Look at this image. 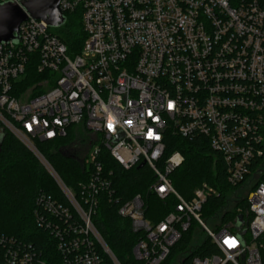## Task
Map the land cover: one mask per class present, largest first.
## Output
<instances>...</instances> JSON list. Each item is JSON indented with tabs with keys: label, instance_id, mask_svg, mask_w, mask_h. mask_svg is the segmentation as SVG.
<instances>
[{
	"label": "built area",
	"instance_id": "1",
	"mask_svg": "<svg viewBox=\"0 0 264 264\" xmlns=\"http://www.w3.org/2000/svg\"><path fill=\"white\" fill-rule=\"evenodd\" d=\"M19 0H0L4 2ZM80 11V51L66 45L44 20L27 14L18 39L0 42V125L23 143L53 178L61 196L40 193L34 211L55 251L43 258L0 236V264H121L93 223L101 203L112 206L135 236L130 264H162L190 233L179 264L208 240L217 253L190 264H262L264 237V0H60ZM28 64L38 82L18 87ZM83 128L88 172L77 190L67 187L36 141ZM169 136L201 137L220 156L230 186H240L224 209L245 199L244 220L212 228L201 209L213 188L202 183L190 199L170 179L183 162L168 154ZM120 168L146 169L144 192L121 200L106 158ZM243 191L242 197L238 192ZM171 200L158 222L145 217L146 197ZM230 207L228 208V205ZM234 225V226H233ZM234 227V228H232ZM205 234L199 243V233Z\"/></svg>",
	"mask_w": 264,
	"mask_h": 264
},
{
	"label": "trees",
	"instance_id": "2",
	"mask_svg": "<svg viewBox=\"0 0 264 264\" xmlns=\"http://www.w3.org/2000/svg\"><path fill=\"white\" fill-rule=\"evenodd\" d=\"M64 17L63 24L57 27L54 34L66 45L68 53L73 56L80 51L85 39L80 11L65 13ZM42 76L44 75L36 72L34 65L28 64L26 74L18 82V87L24 89L33 85ZM0 130H2L0 133V236L11 240L12 247L14 239L19 248L29 249L30 245L36 252L42 250L43 258H48L55 251L54 243L48 231L38 226L34 214L37 209L36 198L40 193L59 198L61 191L35 155L14 135L2 129L1 125ZM77 130L78 128L74 130V133L68 132L65 137L56 140L35 143L39 152L63 183L73 190H77L78 184L86 181L88 177L81 159L87 149L86 138L84 133ZM73 143L83 147L82 152L77 156L65 151ZM174 150H178L183 156L182 164L170 175L176 191L185 199H190L193 190L202 183H206L214 190L202 206L201 216L204 219L215 217L219 213L222 223L235 222L238 227L241 225L238 221V208L244 220L252 218L250 214L245 217L243 213L247 207L245 199L236 201L230 210L224 209L228 203V197L240 186L228 184L220 156L208 147L205 139L195 137L188 140L169 136L166 154ZM104 167L113 171L115 186L121 200L138 192H144L152 179L146 167L124 170L108 157L104 160ZM259 181H264V176ZM145 200V217L153 222H158L173 207L171 200H160L156 196H148ZM92 219L96 229L119 262L130 264L135 236L123 224L117 211L107 203H101L98 213ZM190 233L183 234L180 242L174 245L170 255L162 264H168L177 254L185 253ZM258 242L262 245L259 253L264 264V237H260ZM214 253H217V250L206 240L190 255H184L179 264H190V259L194 255L206 257Z\"/></svg>",
	"mask_w": 264,
	"mask_h": 264
},
{
	"label": "water",
	"instance_id": "3",
	"mask_svg": "<svg viewBox=\"0 0 264 264\" xmlns=\"http://www.w3.org/2000/svg\"><path fill=\"white\" fill-rule=\"evenodd\" d=\"M60 0H19L0 4V42L17 40L18 28L27 19V14L35 19L44 20L50 27H59L65 17L59 9ZM2 130H0V133ZM242 217H238L241 223Z\"/></svg>",
	"mask_w": 264,
	"mask_h": 264
},
{
	"label": "rangeland",
	"instance_id": "4",
	"mask_svg": "<svg viewBox=\"0 0 264 264\" xmlns=\"http://www.w3.org/2000/svg\"><path fill=\"white\" fill-rule=\"evenodd\" d=\"M56 29L57 27H50V31L55 33L56 32ZM78 128V132H81L82 134L84 133V131L82 130V127L80 126H71L68 130L69 133H74V130ZM83 150V147L80 146L78 143H73L72 145H70L68 148L65 149L66 152H69V153H73V154H76L79 155ZM244 195V192L243 191H239L238 192V196L239 197H242ZM230 207V204L228 205V208ZM214 222H217L216 219L214 220H211L209 218L205 219V223L207 225L208 228H212ZM204 236L205 234L203 232L199 233V243L204 239Z\"/></svg>",
	"mask_w": 264,
	"mask_h": 264
}]
</instances>
